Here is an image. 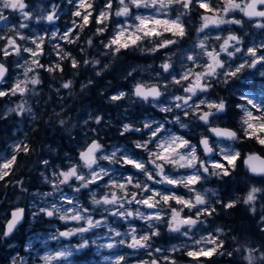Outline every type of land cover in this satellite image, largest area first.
<instances>
[{
  "label": "clouds",
  "instance_id": "1",
  "mask_svg": "<svg viewBox=\"0 0 264 264\" xmlns=\"http://www.w3.org/2000/svg\"><path fill=\"white\" fill-rule=\"evenodd\" d=\"M0 264H264V0H0Z\"/></svg>",
  "mask_w": 264,
  "mask_h": 264
},
{
  "label": "rangeland",
  "instance_id": "2",
  "mask_svg": "<svg viewBox=\"0 0 264 264\" xmlns=\"http://www.w3.org/2000/svg\"><path fill=\"white\" fill-rule=\"evenodd\" d=\"M82 259H87V254L85 255V257H82Z\"/></svg>",
  "mask_w": 264,
  "mask_h": 264
}]
</instances>
